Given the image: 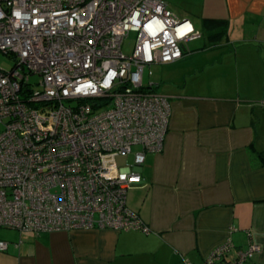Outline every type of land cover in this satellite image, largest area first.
<instances>
[{
	"label": "built area",
	"instance_id": "1",
	"mask_svg": "<svg viewBox=\"0 0 264 264\" xmlns=\"http://www.w3.org/2000/svg\"><path fill=\"white\" fill-rule=\"evenodd\" d=\"M200 36L167 0H0V51L16 61L0 69V227L151 233L128 190L147 154L164 149L172 105L144 72L178 61ZM234 249L228 237L203 264H245L260 247Z\"/></svg>",
	"mask_w": 264,
	"mask_h": 264
},
{
	"label": "crops",
	"instance_id": "2",
	"mask_svg": "<svg viewBox=\"0 0 264 264\" xmlns=\"http://www.w3.org/2000/svg\"><path fill=\"white\" fill-rule=\"evenodd\" d=\"M167 2L205 40L158 84L172 105L164 149L128 190L152 232L0 227V264H203L228 237L234 250L257 243L245 264H264V0Z\"/></svg>",
	"mask_w": 264,
	"mask_h": 264
},
{
	"label": "rangeland",
	"instance_id": "3",
	"mask_svg": "<svg viewBox=\"0 0 264 264\" xmlns=\"http://www.w3.org/2000/svg\"><path fill=\"white\" fill-rule=\"evenodd\" d=\"M204 37L200 36L196 38L197 40L194 39L196 41L192 40L193 42L187 43L186 48L187 47L191 48L195 44H199L200 42H203L205 40ZM136 39H137V33L134 31L130 32L128 36L125 38L123 42V51L125 54L131 55L133 53ZM15 63L16 61L13 57L6 55L4 52L0 51V69L9 71L14 67ZM174 66L175 64L171 62L170 64L168 63L154 64L150 67H147L144 72V83L146 85H148L149 83H154L155 88L158 91L159 85H162L164 73L168 71L169 69L174 68ZM150 70L152 71L151 75L149 74ZM30 79H31V83L33 84V87L36 90H39L40 85L38 84V82L40 81V76L38 74H31ZM141 148L142 147L140 145H136L133 147V153L128 154V155L119 156L117 158V162L119 166H125L127 163L133 162L134 153L138 150H141ZM136 170L140 172L141 171L140 166H137Z\"/></svg>",
	"mask_w": 264,
	"mask_h": 264
},
{
	"label": "trees",
	"instance_id": "4",
	"mask_svg": "<svg viewBox=\"0 0 264 264\" xmlns=\"http://www.w3.org/2000/svg\"><path fill=\"white\" fill-rule=\"evenodd\" d=\"M210 22V21H209ZM211 24L215 27V28H220L219 31H217L214 35H221L224 32H226V30L228 29V22L226 20L223 19H214L211 21ZM9 55V54H6ZM10 56V55H9ZM258 156L259 158L262 160V162L264 163V150L259 151L258 152Z\"/></svg>",
	"mask_w": 264,
	"mask_h": 264
}]
</instances>
